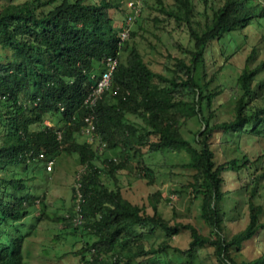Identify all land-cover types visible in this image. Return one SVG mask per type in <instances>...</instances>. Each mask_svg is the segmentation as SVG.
Listing matches in <instances>:
<instances>
[{
  "label": "trees",
  "instance_id": "1",
  "mask_svg": "<svg viewBox=\"0 0 264 264\" xmlns=\"http://www.w3.org/2000/svg\"><path fill=\"white\" fill-rule=\"evenodd\" d=\"M140 1L141 5L134 4L142 11ZM120 3L0 0V48L5 53L0 61V264H25L23 248L36 223L24 226L35 208L38 218L56 221L58 238L65 233L81 237V246L71 251L79 264H130L132 259L135 264H162L168 248L187 253L203 246H212L220 264H264V148L260 145L253 155L235 138L264 137V90L257 77L264 58L253 64L257 47L259 54L264 50V0H199V9L194 0L172 4L156 0L157 9L182 22L191 40L189 46L172 41L180 56L173 67L163 61L170 77L144 60L133 39L134 22L120 39L119 30L134 12L126 5L116 24L110 9L123 13ZM245 46L249 47L245 61L228 85L220 72ZM107 56L117 58L110 87L96 105L86 107L83 100ZM224 92L232 96L233 112L219 118L215 104L219 106ZM89 111L95 114L97 136L79 141ZM52 115L58 116L60 125L46 122ZM192 116L202 127L189 139L181 127ZM93 142L116 150L115 156L97 164ZM166 151L187 154L181 166L194 169L190 184L195 197L200 196L199 213L207 233L190 222L164 217L158 191L149 194L147 204L132 202L121 192L117 178L126 170L150 180L152 170L144 152ZM63 153L87 167L78 178L81 198L75 205L72 185V204L63 213L50 215L29 181L14 171L32 164L47 171L45 162L55 163ZM28 179L34 180V173ZM77 215L81 222L75 225ZM245 216L243 227L229 228L230 222ZM181 228L190 234L185 249L170 244ZM157 229L165 238L154 245L148 236ZM246 243H253L255 254L237 259L233 250L243 251Z\"/></svg>",
  "mask_w": 264,
  "mask_h": 264
},
{
  "label": "rangeland",
  "instance_id": "2",
  "mask_svg": "<svg viewBox=\"0 0 264 264\" xmlns=\"http://www.w3.org/2000/svg\"><path fill=\"white\" fill-rule=\"evenodd\" d=\"M120 1V7L124 9L123 13L120 14L119 10L110 9V13L116 17V24L124 17L126 5L132 4L133 2L132 0ZM155 1L156 0H143L144 7H142V11H139V7H135L137 13L136 16L134 15L131 19V22H134L132 24V29L136 31L133 39L136 47L143 54L144 60L149 62L153 70L170 77V70H163V61L168 60L170 67H173L175 57L180 56L179 50L171 44L172 41H179L189 46L191 45V40L182 22L180 23V21L175 20L173 17L168 18L157 9ZM163 1L167 4L173 3V0ZM194 2L196 4V9H199L201 7L199 0H194ZM136 3L139 6L141 1L137 0ZM158 19L161 21L159 22ZM251 39L255 40V37L252 36ZM261 45L264 47V41ZM256 50L257 54L255 55L253 64H256L260 59L264 58V50L261 54L258 52V47ZM248 51L249 47L245 46L243 52L231 56L230 61L226 63L225 67L220 72L222 81L228 85L233 84L239 72V68L245 61V56ZM120 55V58L123 59L125 53L122 52ZM217 55L216 61L221 63V56H219V54ZM4 56L5 53L0 48V61H2ZM257 77L262 79L264 90V68L258 70ZM222 96L219 106L215 104L217 109L216 112L219 118H228L233 112L232 96H229L227 92H224ZM136 120L140 121L139 118ZM46 122L48 124H61L57 115H52V118H48ZM201 127L202 123L200 120H198L196 116H192L185 120V123L181 127V131L186 138L190 139ZM235 138L246 151H249L253 155L259 152L260 145L264 148V137L260 140L254 138L249 139L246 134H243L240 138ZM77 139L79 141L90 140V138L83 133L77 135ZM226 145L230 147L233 143H228ZM93 147L99 154V157L95 159L97 164H101L102 159L105 157L115 156L116 150H105V148L100 147V145H97L95 142H93ZM229 147L227 148L228 151L230 150ZM254 157L255 156H253V158ZM143 158L152 170L150 180L146 178H136L126 170L125 174H120L117 178V183L123 195L132 202L147 204L149 194L158 191L161 195L158 207L164 217L168 219L171 218L174 222H190L199 226L203 233H207L208 228L200 218L199 213L200 196L198 195L195 197L196 192L190 184L193 179L192 175L194 169L181 166V163L186 160L187 154L183 151H166L164 153L144 152ZM133 164L131 163V165ZM38 166L34 164L29 166V168L21 166L16 168L17 170L14 172L20 173L19 175L22 178L29 181L30 185H32V193L35 198H42L46 204L45 211L50 215L63 213L66 208L72 204V185L78 170H81L84 166L79 164L78 159L74 155L65 153L55 158L54 167L49 170L46 169L47 171H45L43 165L39 164ZM86 169L87 167H84V172ZM33 173L34 180L28 179ZM229 181V175L225 174V186L230 185ZM110 183L112 184L113 181L111 180ZM243 209L244 208H241L240 211H244ZM37 211V208L32 210L31 214L26 219L27 225L24 226V228H26V226L29 228L36 223V227H33L34 231L32 235H29V229L28 241L23 248V251H26L25 264H79L78 257L71 251H75L81 246V237L65 233L58 238L55 236L59 232L56 221L38 218ZM246 220L247 217L245 216L234 222H230L228 224L229 228L236 230L243 227ZM148 238L152 244L157 245L165 238V234L163 230L157 229L155 233L150 235V237L148 236ZM189 240V231L181 228L179 233L171 238L170 244L180 249H185L188 247ZM167 251L168 253L166 255H162V264H220L214 258L212 246L199 247L187 253L177 252L172 248H168ZM253 251V243H246L243 251L233 250V253L235 252L237 254V259H248L251 255L255 254ZM135 263L136 259H132L130 264Z\"/></svg>",
  "mask_w": 264,
  "mask_h": 264
},
{
  "label": "built area",
  "instance_id": "3",
  "mask_svg": "<svg viewBox=\"0 0 264 264\" xmlns=\"http://www.w3.org/2000/svg\"><path fill=\"white\" fill-rule=\"evenodd\" d=\"M132 4L130 3L128 6L132 7L134 9V12L130 15H127L125 26L119 30L120 39H124L128 35L129 30V24L131 22L132 17L137 13L135 10L136 4H134V1L132 0ZM117 64V58L115 56H107L105 58L104 62V69L101 71L99 77L96 79L95 83L90 87V90L88 91L87 95L85 96L83 103L86 107H93L96 105V103L102 98L103 93L109 89L110 87V80H111V74L114 70L115 66ZM95 114L92 111H89L84 116V122L81 126V132L88 136L90 139L93 137H96V131H95ZM58 136H60V132H58ZM102 146V145H101ZM40 156H43L42 153H40ZM54 160L50 159L45 162L46 169H51L54 167ZM84 172V167L82 169L78 170L77 176L75 177L73 186L75 191V205H77L78 200L81 198V191H80V180L78 179L80 174ZM76 207V206H75ZM77 208V207H76ZM74 224H79L81 222L80 216L77 215L73 218Z\"/></svg>",
  "mask_w": 264,
  "mask_h": 264
}]
</instances>
